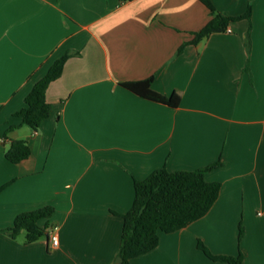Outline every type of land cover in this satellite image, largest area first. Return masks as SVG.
<instances>
[{"label":"crops","instance_id":"1","mask_svg":"<svg viewBox=\"0 0 264 264\" xmlns=\"http://www.w3.org/2000/svg\"><path fill=\"white\" fill-rule=\"evenodd\" d=\"M210 2L231 18L251 6V18L193 45L213 18L201 0H0V230L53 207L40 226L59 237L0 233V264H117L135 182L216 163L209 213L131 264H228L199 243L264 264V0ZM65 55L52 114L33 131L16 113ZM150 78L176 108L122 87ZM12 141L28 142L29 159L7 160Z\"/></svg>","mask_w":264,"mask_h":264},{"label":"trees","instance_id":"2","mask_svg":"<svg viewBox=\"0 0 264 264\" xmlns=\"http://www.w3.org/2000/svg\"><path fill=\"white\" fill-rule=\"evenodd\" d=\"M211 11L213 18L195 34L193 45L216 34L225 33L230 24L241 20H250L251 6L241 17L231 18L219 14L210 0H201ZM183 48L179 50V53ZM69 56L65 55L50 69L28 95L25 108L16 113L23 125L33 131H38L53 111V106L47 100V92L52 83L57 81ZM153 78L145 81L124 83L122 87L132 93L152 102L176 108L179 105L178 95L166 97L152 90ZM31 156L28 142L12 141L6 152V158L13 164H19ZM220 163L196 171H180L171 173L166 169L154 172L145 181L135 182V200L131 210L122 216L124 220L121 247L117 263L131 264L137 257L146 255L159 246L161 234H173L181 231L192 223L205 217L219 198L220 183H209L205 179L208 171L217 168ZM55 213L53 207L19 215L11 228L0 230V233L16 239L22 233L26 234V243L32 244L48 238V227L40 226V222L51 218ZM244 235V227L240 226L239 240ZM201 249L210 259L228 264H244L242 254L239 257L213 256L207 248L199 243Z\"/></svg>","mask_w":264,"mask_h":264},{"label":"built area","instance_id":"3","mask_svg":"<svg viewBox=\"0 0 264 264\" xmlns=\"http://www.w3.org/2000/svg\"><path fill=\"white\" fill-rule=\"evenodd\" d=\"M49 239L53 247H58L59 237L57 234V228L48 229Z\"/></svg>","mask_w":264,"mask_h":264},{"label":"water","instance_id":"4","mask_svg":"<svg viewBox=\"0 0 264 264\" xmlns=\"http://www.w3.org/2000/svg\"><path fill=\"white\" fill-rule=\"evenodd\" d=\"M117 264H122V263H117Z\"/></svg>","mask_w":264,"mask_h":264}]
</instances>
